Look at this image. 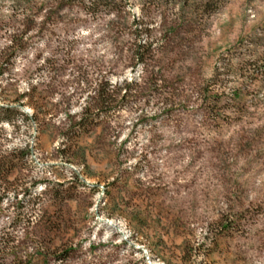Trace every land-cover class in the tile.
I'll return each instance as SVG.
<instances>
[{
  "label": "rangeland",
  "instance_id": "374dc122",
  "mask_svg": "<svg viewBox=\"0 0 264 264\" xmlns=\"http://www.w3.org/2000/svg\"><path fill=\"white\" fill-rule=\"evenodd\" d=\"M145 1L0 0V264H264V0Z\"/></svg>",
  "mask_w": 264,
  "mask_h": 264
},
{
  "label": "trees",
  "instance_id": "16d2710c",
  "mask_svg": "<svg viewBox=\"0 0 264 264\" xmlns=\"http://www.w3.org/2000/svg\"><path fill=\"white\" fill-rule=\"evenodd\" d=\"M57 1L63 2V0H44L42 5L47 6L49 2ZM71 1V0H70ZM78 2V5L83 10V12L89 16L95 17L98 14H112L116 11H121L124 0H72ZM228 0H157L152 2L151 0H147L144 2L148 8L154 6H164L171 10H175L177 8L180 12L177 18L184 20L190 23L193 18H201L209 17L212 13L217 11L221 6H223ZM16 6L18 5L21 9H26L31 6L32 0H13ZM40 4V6H42ZM47 4V5H46ZM146 30V28L144 29ZM146 32V31H145ZM1 72V70H0ZM109 92V91H108ZM112 95H108L105 92H102V96H100V105H105L111 103ZM20 115L25 119L31 120L34 115L28 117L25 113H22L18 107H10L0 105V125H14L15 117ZM106 117V114L101 110H98L96 113L92 115H84L77 122L73 124L74 127L78 130L90 128L96 126L100 119ZM9 163V157L0 155V167H3ZM8 172L5 173V175ZM7 177V176H3ZM4 179V178H3ZM4 181V180H3Z\"/></svg>",
  "mask_w": 264,
  "mask_h": 264
}]
</instances>
